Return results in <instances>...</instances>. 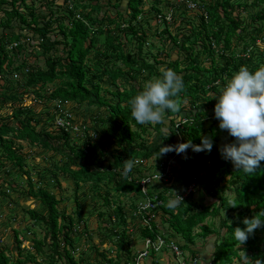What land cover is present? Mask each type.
Segmentation results:
<instances>
[{"label": "trees", "instance_id": "trees-1", "mask_svg": "<svg viewBox=\"0 0 264 264\" xmlns=\"http://www.w3.org/2000/svg\"><path fill=\"white\" fill-rule=\"evenodd\" d=\"M74 1L70 8L65 0H0V103L7 100L11 107L0 117V166L7 160L11 176L20 171L27 178L25 194L41 206L27 213L44 232L29 238L28 246L20 240L21 230L14 229L10 245L0 233V264H132L136 248L129 227L133 221L125 206L113 201L114 194L133 193L142 199L139 179L174 156L175 151L160 155L159 148L176 146L178 135L193 145L201 144L202 137L210 138L213 148L211 152L187 149L175 158L168 182L149 186L150 196L156 192L163 203L150 212L154 231L137 225L140 237L162 234L167 242L196 256L197 240L214 236L212 264H234L236 257L242 264H264V226L242 245L233 233L246 227V218L264 213V161L247 174L223 159L219 149L235 138L219 128L214 114L216 98L241 66L252 71L264 67V0H193L202 14L182 12L171 25L159 21L158 14L173 7V0H154L148 9L146 0H126V5L124 0ZM30 33L28 44L12 53L6 50L14 39ZM150 36L160 38L163 46L154 51ZM249 47H253L249 56H241ZM22 51L25 58L19 60ZM161 67L183 77L185 89L176 98L180 109L165 113L167 124H138L131 116L130 101L149 80L160 76ZM15 72L20 73L18 79L13 77ZM32 93L34 104L28 102ZM54 100L61 106L73 103V112L88 130L97 132L98 139L93 144L82 142L56 129L50 119ZM39 106L47 107L45 115L37 112ZM14 139L53 154L47 160L50 167L38 171V184L27 169L28 154ZM53 156L59 159L52 161ZM151 160L157 165L149 167ZM127 161L133 167L124 175ZM175 171L182 172L186 184H197L196 191L182 201L177 199L178 191L170 190L178 178L173 176ZM60 175L72 178L77 188L81 182L92 183L94 190L106 179L114 184L112 191L99 192L107 208L118 203L112 213H99L105 222L99 243H91L93 236L78 201L76 213L60 207L64 201ZM6 183L0 175V195H7L6 188H20L14 178ZM199 190L212 202H196ZM85 234L90 248L76 255ZM185 260L188 264L186 256Z\"/></svg>", "mask_w": 264, "mask_h": 264}, {"label": "clouds", "instance_id": "clouds-1", "mask_svg": "<svg viewBox=\"0 0 264 264\" xmlns=\"http://www.w3.org/2000/svg\"><path fill=\"white\" fill-rule=\"evenodd\" d=\"M159 72L160 76L149 80L144 90L130 101L131 116L138 124H167L165 113H176L180 109L176 98L185 89L182 75L167 67H161ZM216 101L214 114L219 128L235 138L234 142L219 149L222 158L247 174L253 173L264 161V67L252 71L241 66L222 88ZM189 148L195 152H211L213 141L202 137L199 145L189 141L161 146L159 154L175 151L179 155ZM132 167L131 161L125 162L123 174L127 175ZM243 223L245 228L237 227L233 231L239 245L245 243L255 229L264 226V213L246 218Z\"/></svg>", "mask_w": 264, "mask_h": 264}, {"label": "rangeland", "instance_id": "rangeland-1", "mask_svg": "<svg viewBox=\"0 0 264 264\" xmlns=\"http://www.w3.org/2000/svg\"><path fill=\"white\" fill-rule=\"evenodd\" d=\"M153 1L154 0H146L145 3L148 4V5L146 4L148 6L146 7V9H148L152 5ZM123 5H126V0H124ZM250 10L254 12V8L253 9L250 8ZM159 39L160 38H154L152 36L149 37V41L154 42L153 44L154 51H156V49L163 46L162 41ZM176 56H177V52H174L173 58H176ZM32 61H34V59L30 60V62ZM142 80L141 78L139 79V81H142ZM34 95L35 94L32 93V96L28 98L29 103H32V104L35 103L34 102L35 100L33 101ZM9 105L10 103H8L7 100L2 101L0 103V117L1 115L7 114V110L9 111L11 108L9 107ZM82 108H85V107H82ZM46 109H47L46 106L45 107L39 106L37 108V112L40 115H42L41 112L44 111V115H45ZM50 119H52V117ZM14 141H15V145H20L19 147H22L25 153L28 154L27 155V158H28L27 159V169L32 171V176L36 179L34 180V182L38 184L39 182L37 181V179H39L38 178L39 174L37 173L39 170L40 171H43V169L45 170L47 166L50 167L51 163H48L47 160H50L51 151L46 150L43 147L36 146L34 144H29V142L23 141L20 139H14ZM57 158L59 159V157L53 156L51 160L54 161V160H57ZM7 163L8 162L6 160V162L3 163V167L2 165L0 166V175H2V177L4 178V182L6 185H7L6 183L7 179L9 180H12L13 178L16 179L18 185H20L19 186L20 188L18 189H21L22 192L21 190H18V189L16 190L13 188H8V189L6 188L5 191H7V195H0V233L4 235L3 239L10 245L13 243V239H14L13 237L15 234L14 229H18L19 231L21 230L23 231L22 232L23 234L27 235V238L25 235L19 234L20 240L23 241V245L28 246L29 244L31 245V243H29V238H32V237L39 238L44 234V232L42 228L38 226H34V221L30 218L27 211L30 209H39L41 206L36 200L31 199L30 197H28V195L25 194L29 190L27 178L20 171L17 175L15 173H12V176H11V174L9 173V169L11 172V166L7 167ZM147 165L149 167H153L151 166L152 165L151 162H148ZM16 170L18 171V168L16 169L12 168V172H16ZM173 176L174 178L175 177H178V178L175 179V182L171 185L170 190L172 193L177 192V191L181 192L183 190V187L187 185L186 182L184 181L186 179L185 177L182 176L181 171L180 172L175 171ZM60 177H61L62 185L64 188L63 189L64 201H62L60 207L61 208L66 207V210L68 213H72L74 211H75L74 213H76V211H78L79 209V206H77L78 202L80 205H82L80 209L83 212L82 213L83 218L85 219V221L87 220L88 230L93 236L92 238L93 241H91L93 245L99 243L100 238L98 235H99L100 226L102 225V223H105L103 222V220L101 219L99 215L101 211L105 210V212L107 213L111 211L112 213L113 208H115L118 205V203L121 202L125 206V209H127V211L129 212L128 214H130L134 210L135 204H139L142 201L141 198H136V195L133 193L117 195V193L115 192L113 201L115 200L118 203H112L111 205L112 208L111 207L107 208L105 201L102 198L100 193H105L110 190L112 191V188L114 187V184L112 182H109L106 179L104 180V182L98 185L97 189L94 188V190H92L90 188L92 183L84 184L81 182L82 184L81 187L77 188L72 178L65 176V175H60ZM175 183H179V187L181 188L178 189L179 187ZM158 184L159 182H157V185ZM97 190H100V191L97 192ZM195 200L198 203L209 204L210 202H212L211 200L213 199L207 196L205 191L199 190L196 193ZM76 219H77V216H76ZM138 224L140 223L133 221L131 222L130 227H129V231L132 233L131 235L132 240L134 241L136 240L137 242H139L141 238L139 235V231H138V226H137ZM206 224H210V220H207ZM27 228H30L31 230L28 231ZM34 233H36V236ZM214 244H215L214 236L205 242L204 240L199 238L197 240L196 256H192L189 250L184 251L188 264H212ZM79 245L81 247V250L85 249L88 251L90 248L88 236H83L81 239V242H79ZM80 253L76 255H80ZM160 256L163 258L164 264H173V262H176L178 264V260L176 258H174L173 260V257L169 249H165L163 253L160 254ZM39 260L41 261L42 259H39ZM149 260H150V257H147L145 259L147 263L149 262ZM242 263L243 262H240V260L237 257L234 258V264H242ZM26 264H35V263L28 261ZM251 264H256V263L254 261Z\"/></svg>", "mask_w": 264, "mask_h": 264}, {"label": "built area", "instance_id": "built-area-1", "mask_svg": "<svg viewBox=\"0 0 264 264\" xmlns=\"http://www.w3.org/2000/svg\"><path fill=\"white\" fill-rule=\"evenodd\" d=\"M65 4L69 6L70 8H73L75 6L74 0H65ZM173 7H170L168 9H165L162 13L158 14V20H164L167 22V24H176L177 21H179V15H182V12L190 13L191 15L203 12V10L200 8L198 3L193 0H173ZM41 6V5H39ZM247 11H244V16L247 15ZM77 17H80L79 12H77ZM141 18V16L139 17ZM7 36V34H6ZM32 34L30 33L28 36L22 37L20 39H14L12 42L9 43V45H6V50L13 51L18 48H20L22 45L28 44L29 41H31ZM261 41L258 40V44H260ZM212 44L215 47L216 43L215 40H212ZM253 47H249L246 52L241 53V56H246L250 54V50H252ZM29 50V49H28ZM24 51L20 52L17 55V58L19 60H22L25 58ZM12 53V52H11ZM16 58V59H17ZM34 59V58H31ZM20 76L19 72H15L13 74V77L15 79H18ZM219 83V80L215 83L216 85ZM73 103H69L68 105L61 106L59 100L53 101L52 107H51V116H52V122L54 124V127L58 130H62L64 132H69L71 134H74L80 138L82 142L89 141L90 143H94L98 139L97 132L88 130V125L85 123H81L79 120V116L73 112ZM185 119L182 120L185 121ZM179 130V129H178ZM184 143L182 136L178 135V144ZM186 153V152H185ZM185 153L177 155L176 152L174 156L168 157L165 159L166 161L161 163V167L159 169H153L152 172L141 179H139V185L142 190V201L139 204H136V207L134 210L130 213L129 219H131L134 222H138L142 224V226H147L151 230H153L151 217L152 214L150 213L153 209H155L158 205L162 204L163 201L159 200L156 192L155 195L152 197L149 194V186L151 187L156 182H168L169 179L172 176V169L174 167L176 157H182ZM151 164L157 165L154 160L150 161ZM197 189L196 182L188 183L185 187H183V190L179 192L177 195V199L179 201H182L186 199L191 193L195 192ZM154 231V230H153ZM85 236H87L85 234ZM142 247L136 248V254L133 258L132 264H144L145 259L147 257H150L152 254H159L163 252L165 249H169L173 256L178 260V264H187L185 260V254L184 251L181 249L180 245L175 242H167L165 237L162 234L156 233L154 237H147L142 238ZM26 246V245H23ZM81 252V247H77L75 250V254H79Z\"/></svg>", "mask_w": 264, "mask_h": 264}, {"label": "crops", "instance_id": "crops-1", "mask_svg": "<svg viewBox=\"0 0 264 264\" xmlns=\"http://www.w3.org/2000/svg\"><path fill=\"white\" fill-rule=\"evenodd\" d=\"M134 243H135V248H141L142 247V240H141V238H140V241L139 242H137L136 240L134 241ZM171 252V251H170ZM163 252H161V253H159V254H152L151 256H150V260H149V262L147 263L146 261H145V263L144 264H164V262H163V258L160 256V254H162ZM171 255H172V257H173V260H174V256H173V253L171 252ZM174 263H176V262H173V264ZM177 264V263H176Z\"/></svg>", "mask_w": 264, "mask_h": 264}]
</instances>
